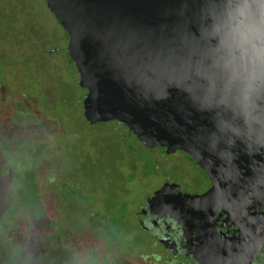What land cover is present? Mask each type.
<instances>
[{
    "label": "flooded vegetation",
    "instance_id": "af4514ba",
    "mask_svg": "<svg viewBox=\"0 0 264 264\" xmlns=\"http://www.w3.org/2000/svg\"><path fill=\"white\" fill-rule=\"evenodd\" d=\"M18 1L35 17L28 28L8 9L10 0H0V149L7 148L0 236L13 257L29 264H264V241L250 257L254 213L264 211L252 184L234 180L230 197L221 189L214 211L184 205L183 197L211 188L207 170L186 150L145 145L117 120L87 119L68 31L46 0H38L41 11L35 0ZM163 186L168 191L151 204ZM170 206L186 207L185 226ZM208 249L233 259L213 261Z\"/></svg>",
    "mask_w": 264,
    "mask_h": 264
},
{
    "label": "water",
    "instance_id": "95a60500",
    "mask_svg": "<svg viewBox=\"0 0 264 264\" xmlns=\"http://www.w3.org/2000/svg\"><path fill=\"white\" fill-rule=\"evenodd\" d=\"M46 2L69 33L87 119H114L147 146L191 153L212 186L180 199L184 205L214 211L220 190L230 197L238 179L264 207V0ZM166 211L186 225V207ZM254 215L250 257L264 241V211ZM231 253L207 256L225 261Z\"/></svg>",
    "mask_w": 264,
    "mask_h": 264
},
{
    "label": "rangeland",
    "instance_id": "374dc122",
    "mask_svg": "<svg viewBox=\"0 0 264 264\" xmlns=\"http://www.w3.org/2000/svg\"><path fill=\"white\" fill-rule=\"evenodd\" d=\"M18 0H17V4H15L12 0H10V4H11V8H8L11 10V12L14 14V16H16L17 18H20L21 19V23L23 24V26L27 25L32 18H35L33 15H28L26 13L23 12L21 6H18ZM35 7L37 8V10L41 11L40 9V3L38 0H35ZM28 26H25V28H28ZM24 68H21L19 70L18 73H22L24 70ZM17 71V69H16ZM0 137L1 134H0ZM6 146L4 145L3 146V149H0V157L3 158L4 154H5V151H6ZM7 157V156H5ZM1 182V180H0ZM1 184V183H0ZM152 185L151 183H148L147 186V189L148 187ZM142 190V188L140 189ZM1 205V204H0ZM4 216L2 215L1 216V219H0V234H1V231H2V225H4ZM128 245V244H127ZM126 244H124V246H127ZM11 247L12 244H10L6 239L2 238L0 236V264H29V262L27 260H25L24 258L22 257H13V254L11 252ZM20 256V255H19Z\"/></svg>",
    "mask_w": 264,
    "mask_h": 264
}]
</instances>
